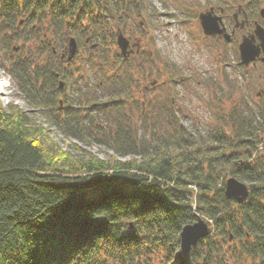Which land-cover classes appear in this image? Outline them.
<instances>
[{"label":"trees","instance_id":"obj_1","mask_svg":"<svg viewBox=\"0 0 264 264\" xmlns=\"http://www.w3.org/2000/svg\"><path fill=\"white\" fill-rule=\"evenodd\" d=\"M140 2L0 0V39H19L25 25L23 47L41 43L28 46L30 56L9 58L27 105L65 136L88 142L93 129L117 155L72 153L36 112L0 102V264H193L201 256V264H264V104L242 101L205 136L175 113L148 127L141 120L148 133L139 136L123 108L150 53L142 61L139 46L125 57L116 39L129 18L142 15ZM72 36L78 51L68 61ZM88 45L91 66L112 71L101 100L83 89V68H71ZM229 177L250 187L246 201L226 197ZM201 215L212 221L210 232L185 258L181 229ZM219 236L240 244L224 249Z\"/></svg>","mask_w":264,"mask_h":264},{"label":"rangeland","instance_id":"obj_2","mask_svg":"<svg viewBox=\"0 0 264 264\" xmlns=\"http://www.w3.org/2000/svg\"><path fill=\"white\" fill-rule=\"evenodd\" d=\"M219 1L223 4L225 1L235 0H141L142 15L136 14L127 20L125 35L132 44L140 45V51L144 55L140 59L148 61L146 56L150 53L146 73H134L138 85L131 89V96L125 99L123 108L124 114L130 116V121L137 124L139 136L141 134L146 137L148 133L140 128L141 120L142 125L148 127L150 122L173 113L178 115L193 134L205 136L212 133L219 118L235 108L239 110L242 101L248 102L249 106L264 104V98L257 96L264 88V67L250 66L244 69L240 65L237 43L203 34L198 15L209 9L213 2ZM236 11L237 7L232 9V12ZM18 31L24 36L11 43L0 39V85L4 84V79L7 82V85L0 86V102L4 107L13 103L29 110L31 108L8 72L9 58L17 55L30 56L34 49L30 50L28 46L41 43L31 41L24 48L22 39L29 32V26L21 25ZM15 47L16 50L13 49ZM90 53L89 45L81 46L77 61L71 68H83V89H91L97 99L101 100L108 94L110 84L107 75L112 71L105 68L108 70H105V74L91 66L87 60ZM129 62L135 64L137 59L131 58ZM153 82L155 83L152 84ZM76 87L74 85L72 96L76 95ZM34 112L37 120L49 130V136L72 153L85 150L101 158L117 156L110 147L99 141L103 135H96L93 129L88 142H84L65 136L59 128L49 125L40 113ZM114 114L115 111L113 116L108 115L109 126L115 125ZM94 115L95 121L101 122L98 120L101 116L96 113ZM259 149H264V144ZM262 155L264 153L259 156ZM196 198L194 194V203ZM202 218L207 220L205 216ZM209 223L212 226V221L209 220ZM216 240L224 249L240 244L237 238L232 242L219 236ZM196 261H203V257Z\"/></svg>","mask_w":264,"mask_h":264},{"label":"water","instance_id":"obj_3","mask_svg":"<svg viewBox=\"0 0 264 264\" xmlns=\"http://www.w3.org/2000/svg\"><path fill=\"white\" fill-rule=\"evenodd\" d=\"M261 14L264 15V9L261 10ZM199 22L201 24L202 31L205 35H221L226 41H229L231 34L227 32L226 27L222 21V17L213 12V9L203 11L199 13ZM263 30L259 29L257 34L261 40H263ZM254 35H246L239 43V57L240 63L246 67H249L260 56V49L254 44ZM264 41V40H263ZM117 46L121 53L127 57L130 56L134 49L132 46L136 44L130 43V40L122 33L117 34ZM264 44V43H263ZM95 46V45H94ZM78 50V43L75 37H70L67 48V60L71 61L76 55ZM65 57V53L62 54V58ZM264 61V58H262ZM153 82L152 84H154ZM59 87H63V81L60 82ZM250 194V187L243 181L236 177H229L225 181V195L228 199H235L238 203H242L247 200ZM210 232V223L204 218L198 216L194 223L186 224L183 226L180 232V253L185 258H190L191 251L197 247L199 241L205 238ZM193 264H201L200 262H194Z\"/></svg>","mask_w":264,"mask_h":264},{"label":"flooded vegetation","instance_id":"obj_4","mask_svg":"<svg viewBox=\"0 0 264 264\" xmlns=\"http://www.w3.org/2000/svg\"><path fill=\"white\" fill-rule=\"evenodd\" d=\"M235 7H237V11L232 12V9ZM210 9H213L215 14L222 17L227 32L231 34V38L227 42H235L238 47L244 36L254 35L253 42L259 47L260 56L250 66L264 67V61L262 60V58H264V15L261 14V10L264 9V0H235L234 2L225 1L223 4L219 1L213 2L207 10ZM259 29L263 30V40H261L257 34ZM214 36L225 41L221 35ZM134 51L138 52L139 48ZM63 59H66V57H63ZM257 96L258 98H264V88L257 93Z\"/></svg>","mask_w":264,"mask_h":264},{"label":"bare ground","instance_id":"obj_5","mask_svg":"<svg viewBox=\"0 0 264 264\" xmlns=\"http://www.w3.org/2000/svg\"><path fill=\"white\" fill-rule=\"evenodd\" d=\"M2 83H3V82H2ZM4 85H7L6 79H4V84H3V85L1 84L0 86L3 87Z\"/></svg>","mask_w":264,"mask_h":264}]
</instances>
